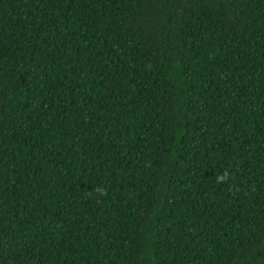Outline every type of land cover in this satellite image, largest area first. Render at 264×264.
<instances>
[{"label":"trees","instance_id":"1","mask_svg":"<svg viewBox=\"0 0 264 264\" xmlns=\"http://www.w3.org/2000/svg\"><path fill=\"white\" fill-rule=\"evenodd\" d=\"M0 264H264V0H0Z\"/></svg>","mask_w":264,"mask_h":264}]
</instances>
